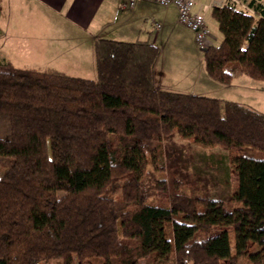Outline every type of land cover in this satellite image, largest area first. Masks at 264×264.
<instances>
[{
	"label": "trees",
	"instance_id": "1",
	"mask_svg": "<svg viewBox=\"0 0 264 264\" xmlns=\"http://www.w3.org/2000/svg\"><path fill=\"white\" fill-rule=\"evenodd\" d=\"M246 3L211 8L217 82L264 80V5ZM158 53L98 37L95 78L0 59V264H264V112L157 88ZM175 135L233 151L236 189L217 195L227 178L197 163L221 153L189 156Z\"/></svg>",
	"mask_w": 264,
	"mask_h": 264
},
{
	"label": "crops",
	"instance_id": "2",
	"mask_svg": "<svg viewBox=\"0 0 264 264\" xmlns=\"http://www.w3.org/2000/svg\"><path fill=\"white\" fill-rule=\"evenodd\" d=\"M128 1L0 0V59L7 60L6 50L16 56H24L26 51L42 67L95 78L96 38L149 40L159 46L153 66L157 88L214 96L224 83L208 75L193 38H188L186 32L183 34L184 30L194 32L178 23L176 7L173 4L164 7L148 0H138L129 6ZM255 1L264 5V0ZM226 2L195 0L194 9L203 11L207 26L217 27L211 8ZM152 36L156 41L151 40ZM216 39L220 41L221 36ZM162 40L169 44L164 55H161ZM163 77L166 78L160 80ZM248 78L239 75L233 80L242 79L246 84Z\"/></svg>",
	"mask_w": 264,
	"mask_h": 264
},
{
	"label": "rangeland",
	"instance_id": "3",
	"mask_svg": "<svg viewBox=\"0 0 264 264\" xmlns=\"http://www.w3.org/2000/svg\"><path fill=\"white\" fill-rule=\"evenodd\" d=\"M214 22L216 21L213 18ZM217 23V22H216ZM209 30H212V40L214 43H217L219 40L216 39L221 36L220 31L218 30L217 27H214L212 24L208 26ZM158 31V30H157ZM186 32L188 38H193L197 53L199 58H201V55H203V50L199 47L195 40V35L187 30L183 31ZM185 35V34H184ZM215 35V36H214ZM156 37V36H155ZM154 36L151 37V40H154ZM162 45L163 49V54L166 53L169 50V44L162 40L160 42ZM24 56H16L12 54L11 50L7 51L6 50V55H7V60L13 63L15 66L19 67H42L39 64L36 63L35 59L31 58V54L27 53L25 51ZM23 54V53H22ZM167 57V54L166 56ZM171 58V57H168ZM163 76V75H162ZM163 77L160 80H164ZM248 83H243L242 79H235L231 81L230 83H224L226 85H221L222 87L214 92V96L218 98H224V99H231V100H236L239 102H242L246 105H249L259 111L264 112V80H253L251 78H248ZM245 84V85H243ZM175 141L179 145H184L182 146L183 152H187L190 154L189 156L193 157H198V155H205V154H218V163L216 162H209V160L206 159V165L204 166L203 163L200 160L199 163H197V166L199 167L200 171L203 172L204 170L208 171L209 173L213 174L214 176L221 175L223 178H227L225 182L218 181L215 182V184L212 185V188L215 190L214 192L217 195L220 196H226L229 193H231L233 190L236 189L237 186V174L235 169L232 167V165L229 163V158L230 154L233 151H226L224 148L220 147L219 145H210V146H202L200 144H193L191 140H187L186 138H182L179 135H175ZM190 144V146H188ZM170 148V146H169ZM252 155L255 156H262L264 157L263 154L257 153V152H251ZM201 158V157H200ZM228 167V168H227ZM209 175V174H208ZM168 194L166 192H159L156 194V198H161V199H166ZM167 237L172 240V231L171 228L167 227ZM229 242H230V247L233 250L234 247V237L233 233H229ZM251 247H254V244L252 243L250 245ZM83 264H104L103 260L101 258H89L83 261ZM221 264H226L224 260L221 261Z\"/></svg>",
	"mask_w": 264,
	"mask_h": 264
},
{
	"label": "built area",
	"instance_id": "4",
	"mask_svg": "<svg viewBox=\"0 0 264 264\" xmlns=\"http://www.w3.org/2000/svg\"><path fill=\"white\" fill-rule=\"evenodd\" d=\"M138 0H129L128 5L132 6ZM158 3L164 7L173 4L177 9V21L182 26L190 29L195 34V40L202 50L213 44L212 33L205 23L202 10H195V0H148ZM238 4L243 9L252 11L246 2L240 0H228ZM218 3V2H216ZM125 5V4H123ZM218 5V4H215ZM159 26V24H157Z\"/></svg>",
	"mask_w": 264,
	"mask_h": 264
}]
</instances>
